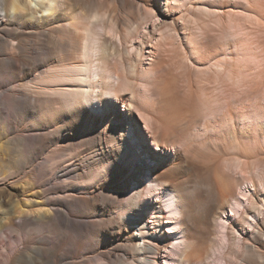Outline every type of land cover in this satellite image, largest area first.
Returning <instances> with one entry per match:
<instances>
[{
	"label": "bare ground",
	"instance_id": "obj_1",
	"mask_svg": "<svg viewBox=\"0 0 264 264\" xmlns=\"http://www.w3.org/2000/svg\"><path fill=\"white\" fill-rule=\"evenodd\" d=\"M142 1L0 0V32L44 28L45 48L58 52L34 81L29 67L22 97L29 104L33 95L53 132L107 122L99 142L115 148L121 126L139 133L134 154L125 144L118 152L137 171L120 202V216L136 225L130 264H264V0ZM6 60L14 69L20 58Z\"/></svg>",
	"mask_w": 264,
	"mask_h": 264
},
{
	"label": "rangeland",
	"instance_id": "obj_2",
	"mask_svg": "<svg viewBox=\"0 0 264 264\" xmlns=\"http://www.w3.org/2000/svg\"><path fill=\"white\" fill-rule=\"evenodd\" d=\"M126 2L139 6L144 3ZM145 5L152 7V3ZM6 28L12 38L0 32V66L6 69L5 87L0 88V225L6 224L0 228V264H130L127 256L137 253L132 249L137 242L133 236L136 225L128 222L129 216H120V202L137 171L118 155L122 144L115 148L99 142L97 132L107 122L85 132L70 130L73 124L70 129L53 132L52 127L38 120L33 95L29 104L22 97L28 92L25 74L35 66L38 70L30 79L43 76L41 73L49 69L46 64L57 61L58 52L45 48L44 28H26L18 23ZM136 35L137 31L132 37ZM19 42L23 49L12 54L10 50ZM12 55L20 58L18 68L11 69L7 64L6 58ZM22 105L34 111L25 112ZM126 123L127 118L123 120ZM144 138L149 141L147 135ZM26 146L32 148L29 158L24 156ZM49 158H53L51 165ZM59 161H65L68 168L56 169L53 163ZM123 168L126 174L120 173ZM90 196L96 200L93 209L79 201ZM56 211L59 218L55 217ZM149 217L143 213L142 222L147 223ZM12 218L20 226L9 225ZM236 244L235 238L234 248ZM247 264H259V260L252 257Z\"/></svg>",
	"mask_w": 264,
	"mask_h": 264
},
{
	"label": "snow or ice",
	"instance_id": "obj_3",
	"mask_svg": "<svg viewBox=\"0 0 264 264\" xmlns=\"http://www.w3.org/2000/svg\"><path fill=\"white\" fill-rule=\"evenodd\" d=\"M6 69L3 66H0V88L5 87L4 82H3V76L5 73ZM53 103H58L62 105H68L69 103H79L78 101H54ZM25 112H32L34 109L32 107H25L24 108ZM111 132V131H109ZM114 135L113 139V145L116 144H125V146L128 148L130 154H134L135 150L139 144V133L134 127H125L121 126L117 132ZM150 148L152 150H159V146L155 141H152L150 143ZM131 207H135L136 205L130 204Z\"/></svg>",
	"mask_w": 264,
	"mask_h": 264
},
{
	"label": "trees",
	"instance_id": "obj_4",
	"mask_svg": "<svg viewBox=\"0 0 264 264\" xmlns=\"http://www.w3.org/2000/svg\"><path fill=\"white\" fill-rule=\"evenodd\" d=\"M144 136V135H143Z\"/></svg>",
	"mask_w": 264,
	"mask_h": 264
}]
</instances>
